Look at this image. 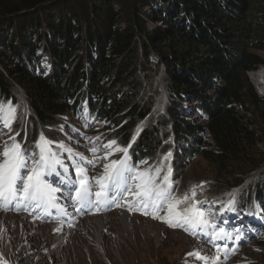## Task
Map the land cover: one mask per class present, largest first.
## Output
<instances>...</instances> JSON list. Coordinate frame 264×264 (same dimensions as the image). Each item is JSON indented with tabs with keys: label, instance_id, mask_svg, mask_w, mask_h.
Returning a JSON list of instances; mask_svg holds the SVG:
<instances>
[{
	"label": "trees",
	"instance_id": "1",
	"mask_svg": "<svg viewBox=\"0 0 264 264\" xmlns=\"http://www.w3.org/2000/svg\"><path fill=\"white\" fill-rule=\"evenodd\" d=\"M135 1L143 7L133 6ZM129 13L131 19L121 25ZM145 17L155 23L151 30ZM5 27L11 40L3 43L11 55L0 51V100H12L18 109L12 131L20 144L19 116L29 111L21 109L16 87H22L38 119L39 132L29 139L34 147L41 134L53 141L48 133L60 116L78 115L87 102L107 123L98 131L127 147L133 165L147 158L148 166L164 173L171 168L179 200L187 194L190 204L195 189L201 204L226 205L234 197L238 208L250 201L255 212L254 202L264 199V175L243 190L229 185L244 184L246 175L237 168L252 165L258 143L264 142V98L249 75L264 65V0H0V37ZM39 47L53 66L47 76H35L29 68ZM142 70L167 86L168 117L154 116L153 97L140 98L143 85L132 77ZM193 96L208 116L205 125L189 120L184 103ZM198 155L215 161L227 183L186 182L188 157ZM259 239L263 242L264 235Z\"/></svg>",
	"mask_w": 264,
	"mask_h": 264
},
{
	"label": "rangeland",
	"instance_id": "2",
	"mask_svg": "<svg viewBox=\"0 0 264 264\" xmlns=\"http://www.w3.org/2000/svg\"><path fill=\"white\" fill-rule=\"evenodd\" d=\"M137 3L138 2L135 1L133 3V6H137L138 8L143 7L142 4ZM116 7L118 9L120 8L119 5H116ZM146 10L147 12L151 11L150 9H145V11ZM124 18L125 19L122 20L121 25H125L129 21L127 19H131L130 13L129 15H125ZM145 19L148 21L146 26L150 30L154 28L155 23L151 20H148V17H145ZM157 25L162 26V23H159ZM10 31V28L5 27V29H3L1 33L2 37H0V51L1 53L3 52L7 57H10L11 52L8 51L6 47H4L3 42L8 41L9 39L11 40ZM80 47L81 48L77 51V54L82 57L81 54H83V46ZM261 54L264 56V51H262ZM7 63L12 66V63H10V61ZM144 74L145 72L144 70H142L137 73V77H132L136 79V81L141 82V84L143 85V87L140 88V98H146L147 95L153 97L156 101L153 106L154 116L156 117L157 114L161 112L165 114L166 117H168L166 110V102L167 98L169 97L167 86L162 83V78L156 77V74H152L153 76H147ZM251 80L257 90V93L261 97L260 91L263 92L264 87H262L258 81H254V77L252 76V74ZM151 81H154L155 89L151 88ZM123 88L127 92L131 91V87L129 85H124ZM16 90L17 96L20 100L21 109L25 110L24 108H26V110L29 111V115L24 114L22 116H19L18 120L19 125H21V127L23 125L21 129L19 126H17L19 127L18 131L20 136L24 138L23 144H21V146L26 153H32L36 151V149L30 143V140H33L34 135L39 132V130H37L38 119L33 114L28 104H26V96L23 92L24 90L22 89V87H16ZM208 93L212 96L216 95V92L212 89L209 90ZM194 99L195 96L190 97L189 100L184 103V106L186 107V109H188L187 113H190L189 120H191L194 124L205 125L208 122V117H199L196 109L194 108V106L197 105V100ZM4 103V100H0V104ZM238 108L241 114H246L243 108ZM87 112L84 111L76 116L68 112L65 113L63 116H60V119H62L60 123L51 127L48 134L51 136V139H53V141L62 143L67 147L73 149L74 152L81 153L86 158L96 161V166L94 168H90L88 171L89 177H92L103 174V166L104 163L107 162L103 159L105 156L108 157V160H112L120 158L123 154L114 152L112 155H108L109 150L106 149L104 145L108 144L111 141H103L105 139L103 137V133L95 130V128H97L98 126H102L104 123L97 121L95 117L90 116L88 114L89 112ZM16 117H18V109L16 112ZM250 117L253 118V114L250 115ZM1 128L0 151L3 150V147L6 143L10 144L12 142V137H15L18 142H22L21 138L18 139L17 135L13 134L12 128L10 130H5L3 127ZM253 128H256V126H254ZM208 137L209 136L207 135V138ZM92 147H95L97 149L95 155L91 151ZM120 147L123 146L121 145ZM165 149L166 148H163L162 151H165ZM255 152L258 156L256 160L253 159V162H251L253 163L252 165H250L249 167L245 165L237 168L239 169V175L244 174L246 175V178H243L244 184L241 187L236 185L235 183L230 184L229 186H232L234 190L239 191L243 190L245 187H250V185H253L255 179H258V177L264 175V142L260 141L258 143L257 151ZM188 160L189 161L187 165H185L184 167V172L187 175V177H185L184 179L186 180V182H198L207 180L209 181V184H212L214 186H217V182L220 180L226 182V175H222L219 177V175L217 174V164L215 161H209L202 155H198L193 158L188 157ZM65 161L67 162V157H65ZM137 166L141 170L146 168H155L151 165L148 166V163L146 165L137 164ZM69 169L70 172H72L70 165ZM164 174L165 173L162 172L161 177ZM69 178L74 179V173H72ZM45 179H47L46 182L56 187L61 185V181L65 180V176L61 173H58L48 175L45 177ZM71 195L74 196V192ZM57 196V207L50 208L47 212H45L43 209H35L31 206H23L20 204H16L15 202L12 205L3 207L5 212H2L1 214L9 213L14 214L15 216H20L22 220H26V224L22 223L23 226H28L29 229L33 232H35V228H33V225H36V227H38L37 225H40L41 227H38V234H42L40 228H44L45 234L42 235H47V239H49L45 242L39 240V242L35 243L34 246H29L28 243L25 244L26 249H24L22 253L28 254L29 252L31 254L29 258H27L26 255L24 258L21 257V259L18 261L19 264H203L202 261L196 259L192 255L194 253H199L201 256L208 258H213L219 255L221 258L219 264H264V254L261 253V250L264 249V241L262 242V240L259 239V236L264 235V227L247 225L248 218L245 214L246 211H248L247 209L238 210L235 207L234 210L239 213L241 217H238V215L233 216V218H236V220L232 223V225H228V216L227 221L224 216L225 214L230 216V210H227L228 204L220 206L219 204L213 203L211 201H209L211 203L207 205L202 204V210L213 213L210 219L217 225V228L225 229V232L232 237L236 233L241 237L240 244L237 249H235V252H232V254H226L223 251L217 252L214 243L210 242L208 236L206 235H191L181 227H171L169 223L166 222V207L163 211L158 213L157 217L159 218H154L150 213L145 214L144 210H137L139 208V205L134 206V201L136 199L134 195H127L124 200H119V198H117L119 200V206H117L116 203H111L108 205H101L99 208L91 206L80 207L75 203L74 199L69 198V192L64 187H61V193H58ZM61 198L65 199L62 200ZM176 199L179 200L178 198ZM255 202H257V200ZM71 203H73V205H70ZM192 203L193 201L190 204L188 202L182 203L178 206V210L182 212L185 207L190 206ZM261 204L262 207H264V200H262ZM200 205L201 203L198 204L197 207H199ZM245 206L250 207L252 206V203L249 201L245 204ZM22 207H24L26 209V212L28 213H26L24 211V208ZM67 208L68 210L75 211L77 213V216L75 218V222L73 223L74 228H68L67 230H64L57 224V220L63 219L62 213H65L67 211ZM101 210H104L103 212L111 211L109 213L101 214L103 216L105 215L108 223L99 229L100 233L97 232L92 237L89 235L90 233L86 230V227H99V224H97L98 219L92 218L94 216H92L91 213H96ZM1 211L2 210H0V212ZM118 212H123V215L130 214L141 217L142 219H144V221H141V225L144 224V226H146L150 221L156 222L162 227H160L161 229L157 230L154 233L150 231L146 232L143 227L142 229H133L131 231V236L129 234H126V232L123 231L122 228V230L116 228V225H114V223H112V221L110 220V218L121 216V214H116ZM9 222L13 224L12 226H15V223L13 221H7V224L10 225ZM113 222L116 223L118 221ZM0 223H2V221H0ZM223 226H225V228ZM59 230H61V232H58ZM144 231L146 232V234ZM71 232L73 233V237L70 236ZM11 233L12 235H9L8 233L6 234L9 235L6 239V245L4 243H0V264H18L17 261L14 260V257H18L15 255L16 252L14 251L17 248V246H15L17 245V243L12 246L9 242V237L14 236L18 240H20V237H18L16 231H13ZM148 234H150L151 236H149ZM66 236L68 238V241H64L63 245H59L58 243H61V239L63 241ZM83 236H86L84 237L86 239H81ZM53 237L57 238L52 240ZM232 240L233 239L224 241L225 243L229 244L230 242V244H232ZM104 243H106L105 247L102 245ZM221 243V240L215 242L216 245H221ZM54 253L56 254L55 256L58 260H55L53 256Z\"/></svg>",
	"mask_w": 264,
	"mask_h": 264
},
{
	"label": "snow or ice",
	"instance_id": "3",
	"mask_svg": "<svg viewBox=\"0 0 264 264\" xmlns=\"http://www.w3.org/2000/svg\"><path fill=\"white\" fill-rule=\"evenodd\" d=\"M16 111L15 105L0 104V124L11 129L12 123L16 120ZM11 141L0 151V208L15 202L47 212L50 208L57 207V194L61 193V187L68 190L69 198L74 199L80 207L99 208L101 205L111 203L119 206V200H124L127 195H134L136 197L134 206L139 205L137 210L150 209L153 217L159 218L156 214L166 207V222L171 227H181L191 235H206L209 241L214 243L217 252L225 251L227 254V246L216 245L215 242L233 237L227 234L225 229L217 228L210 219L213 213L202 210V204L197 207L200 202L195 200V189L191 193L193 203L182 212L178 210V206L188 201L190 197L186 194L182 199H176L170 179V167L162 177L161 173L164 171L162 167L141 170L131 163L128 148L120 147L113 140L104 145L109 150L108 155L114 152L123 155L112 160L105 156L103 159L107 162L104 163L103 174L89 177L88 171L96 166V161L74 152L62 143L49 140L43 134L35 145L37 150L32 153H26L15 137H12ZM91 151L95 155L97 149L92 147ZM170 157L169 152L164 160L167 161ZM140 164H147V161H141ZM58 173L65 176L60 186L54 187L46 182V176ZM72 173L74 179L69 178ZM73 192L74 196L71 195ZM235 203V198H230L227 210H234ZM232 251L234 253L235 249ZM192 255L203 264H219L221 259L219 255L213 258L201 256L199 253Z\"/></svg>",
	"mask_w": 264,
	"mask_h": 264
},
{
	"label": "bare ground",
	"instance_id": "4",
	"mask_svg": "<svg viewBox=\"0 0 264 264\" xmlns=\"http://www.w3.org/2000/svg\"><path fill=\"white\" fill-rule=\"evenodd\" d=\"M251 74H252V76L254 77V81H258L259 83H260V85L262 86V87H264V66H262V67H260L258 70H256V71H254V72H251ZM262 94H264V91L262 92ZM22 209V208H21ZM0 210H2L1 212H0V221H2V223H0V243L2 244V243H4L5 245H6V242H7V236H9V235H12V233L11 232H13V231H16L17 232V235H18V237H20V240H18V239H16V237H14V236H11V237H9V242H10V244L13 246V245H15L16 243H17V245H15V246H17V248L14 250L15 252H16V256H18L17 258L16 257H14V260H16L17 261V263L19 264V260L21 259V257H25V255H26V257L27 258H29L30 257V254L31 253H29L28 252V254H26V253H22L23 251H24V249H26L25 248V244H29V246L30 245H32V246H34L35 245V243H38L39 242V240H41L42 242L44 241H48L49 239H47V235H42V234H45L44 233V228H40V231H42V234H38L39 233V229H38V227H41L40 225H37L38 227H36V225H33L34 227L33 228H35V232H33L32 230H30L29 229V227L28 226H23V224L22 223H25L26 224V220L24 221V220H22L21 219V217L20 216H15L14 214H9V213H5V214H1L2 212H5L4 211V209L3 208H0ZM123 212H118V213H116L117 215H119V214H121V216H116L115 218H110V220L112 221V223H114V225H116V228H118V229H123V231H125L126 232V234H129V235H131L132 236V234H131V231L133 230V229H137V228H141L142 229V227L145 229V231L147 232V231H150V232H156L157 230H159V229H161L160 227H162L160 224H158V223H156V222H150L149 221V224H147L146 226H144V224H140L141 223V221H144V219H142L141 217H139V216H137V215H130V214H125V215H123L122 214ZM246 213H250V212H246ZM245 213V214H246ZM255 213L256 214H258L259 212L255 209ZM115 214V213H114ZM24 217V216H23ZM92 218H96V219H98V222H97V224H99V227H94V228H90L89 226L88 227H86L87 229V231L90 233L89 235L90 236H94L97 232L98 233H100L99 231V229L101 228V227H103L104 225H106L108 222H107V220H106V217H105V215L103 216V215H101V216H94V217H92ZM246 219V218H245ZM13 221L14 223H15V226H12L13 224H11L10 222V225L9 224H7V221ZM30 220H31V218H30ZM113 221H118V222H113ZM147 223V222H146ZM261 224V222H257V221H255V220H252L251 219V221H247V225H251V226H258V225H260ZM21 226H22V228H21ZM16 227V228H15ZM45 227V226H44ZM55 227V226H54ZM13 228H15V229H13ZM57 229H59V228H57ZM121 229V230H122ZM28 230V231H27ZM9 231V232H8ZM23 231V232H22ZM25 231H27V232H25ZM144 231V232H145ZM7 232L9 235H6L5 233ZM58 232H61V230H59ZM146 232H145V234H146ZM41 233V232H40ZM149 233V232H148ZM22 234V235H21ZM21 235V236H20ZM149 236H151L150 234H148ZM68 236V235H67ZM67 236L65 237V239L62 241V239H61V243H58L59 245H63V242L64 241H68V238H67ZM70 236H72L73 237V233L71 232L70 233ZM134 236V235H133ZM59 237V236H58ZM69 237V236H68ZM84 237H86V236H83L81 239H86V238H84ZM155 237V236H154ZM178 237V236H177ZM57 237H53L52 238V240H54V239H56ZM122 238H123V236H122ZM121 238V239H122ZM149 238V237H148ZM133 239V238H132ZM57 240H59V239H57ZM56 240V241H57ZM55 242V241H54ZM105 244L106 243H104V244H102L104 247H105ZM56 254L54 253L53 254V256H54V258H55V260H58L57 259V257L55 256ZM20 256V257H19ZM13 258V257H12ZM23 260V259H22ZM56 262V261H55ZM56 264V263H55Z\"/></svg>",
	"mask_w": 264,
	"mask_h": 264
},
{
	"label": "built area",
	"instance_id": "5",
	"mask_svg": "<svg viewBox=\"0 0 264 264\" xmlns=\"http://www.w3.org/2000/svg\"><path fill=\"white\" fill-rule=\"evenodd\" d=\"M36 65L42 68L37 69ZM30 67L32 68V72L34 73V75H43L44 69H47L48 72V68L50 67V61L48 56H46V54H44L43 51L40 52L38 51L33 61L30 63ZM197 114L199 115V117H204V118L208 117L207 114L200 108Z\"/></svg>",
	"mask_w": 264,
	"mask_h": 264
},
{
	"label": "clouds",
	"instance_id": "6",
	"mask_svg": "<svg viewBox=\"0 0 264 264\" xmlns=\"http://www.w3.org/2000/svg\"><path fill=\"white\" fill-rule=\"evenodd\" d=\"M249 75H250V78H251V72L249 73Z\"/></svg>",
	"mask_w": 264,
	"mask_h": 264
}]
</instances>
